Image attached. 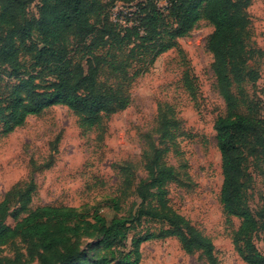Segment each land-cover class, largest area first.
<instances>
[{"label":"rangeland","instance_id":"rangeland-1","mask_svg":"<svg viewBox=\"0 0 264 264\" xmlns=\"http://www.w3.org/2000/svg\"><path fill=\"white\" fill-rule=\"evenodd\" d=\"M42 1L31 0L23 8V22L41 17ZM159 4L166 3L162 0ZM2 6L0 0V12ZM122 9L119 4L114 15ZM261 28L264 26L251 30L248 42L251 71L245 70L244 81L234 82L232 87L239 102L237 111L246 116H253L252 101L264 103V41L258 36ZM213 33L211 24L199 21L189 35L178 40L176 47L138 75L134 69L124 76L105 68L98 78L99 89L109 92L122 88L130 96V104L125 110L105 117L98 128H81L73 111L61 105L28 117L10 134H3L0 126V204L8 199L6 224L16 225L15 215L23 205L15 192L32 185L29 211L44 206L72 209L88 222L95 211L109 219L115 215L130 218L135 230L122 249L129 252L135 233L161 228L147 217L141 221L134 219L141 208L135 192L143 181L150 179L148 166L154 165L158 158L159 166L171 167L176 175V180L165 187L169 205L212 240L219 264H246L234 245L240 220L228 219L221 204L222 158L214 125L218 118L227 115V107L214 72L215 56L209 50ZM5 34L0 25V40ZM41 37L40 31H34V40ZM94 38L71 51L85 70L88 56L104 50L103 43ZM21 62L24 68L18 80L11 68L0 66L12 84L41 72L33 66L32 55L23 54ZM52 81L51 76L43 74L35 83ZM244 156L252 180L249 206L258 213L264 210V135L250 140ZM149 202L144 205L146 208ZM151 203L157 202L154 199ZM26 215L19 213L18 220ZM89 230L71 243L91 263L105 253L92 246L98 236ZM253 240L264 255V228L254 234ZM39 252L30 242L18 239L0 246V264H39ZM140 252L139 264H209L201 253H185L176 238L145 243ZM111 264H118L117 259Z\"/></svg>","mask_w":264,"mask_h":264},{"label":"trees","instance_id":"trees-1","mask_svg":"<svg viewBox=\"0 0 264 264\" xmlns=\"http://www.w3.org/2000/svg\"><path fill=\"white\" fill-rule=\"evenodd\" d=\"M30 1L3 0L0 12V25L6 30L0 40V66L11 68L18 80L24 68L21 56L29 54L33 66L41 70L39 75H30L17 84H12L0 71L3 134L12 133L28 117L56 105L72 110L81 128L100 127L105 117L125 110L130 104V96L122 88L109 92L99 89L98 78L105 68L124 76L131 69L136 70L135 75L141 74L159 56L176 47L178 40L189 35L199 21L205 20L214 27L209 50L215 56L214 72L227 107V115L218 118L214 125L222 158L221 204L228 219L240 220L234 245L241 259L246 264H264V255L253 240L254 234L264 228V210L255 213L249 206L252 180L244 156L250 140L264 135V103L252 101L253 116L240 114L238 99L232 92L233 83H241L244 71H251L248 42L253 29L249 14L253 0H163L164 6L159 4L162 0H43L41 17L23 22V8ZM119 4L123 9L114 15ZM36 30L42 33L38 41L33 38ZM91 37L101 41L104 50L88 56L85 70L71 51L85 46ZM43 74L53 81L36 84ZM155 159V164L148 166L150 179L143 181L135 192L141 208L134 219L141 221L147 217L161 228L135 233L129 252L122 249L135 230L130 218L115 215L109 219L95 211L88 222L72 209L44 206L29 211L32 185L15 192L23 205L15 215L14 227L6 224L8 199L0 204V246L18 239L28 241L40 250L39 264H111L116 259L118 264H139L143 244L176 238L185 253H201L209 264H219L212 240L169 205L165 187L176 180V175L171 167L159 166L158 158ZM154 199L156 205L151 203ZM147 201L150 202L146 208ZM116 209L118 214V203ZM22 212L27 215L18 220ZM88 227L98 236L92 246L105 253V257L95 258L91 263L71 243Z\"/></svg>","mask_w":264,"mask_h":264},{"label":"crops","instance_id":"crops-1","mask_svg":"<svg viewBox=\"0 0 264 264\" xmlns=\"http://www.w3.org/2000/svg\"><path fill=\"white\" fill-rule=\"evenodd\" d=\"M249 14L251 16L254 29H256L257 26L260 27V25L264 26V0H253V3L251 7L249 8ZM258 36L262 38L260 39L261 41H264V29L263 28H261L260 32L258 31Z\"/></svg>","mask_w":264,"mask_h":264}]
</instances>
